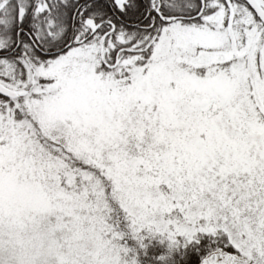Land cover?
<instances>
[{
    "label": "snow or ice",
    "instance_id": "obj_1",
    "mask_svg": "<svg viewBox=\"0 0 264 264\" xmlns=\"http://www.w3.org/2000/svg\"><path fill=\"white\" fill-rule=\"evenodd\" d=\"M0 264H264V0H0Z\"/></svg>",
    "mask_w": 264,
    "mask_h": 264
}]
</instances>
